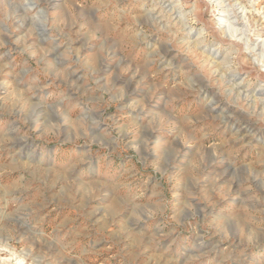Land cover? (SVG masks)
Listing matches in <instances>:
<instances>
[{
    "label": "rangeland",
    "instance_id": "374dc122",
    "mask_svg": "<svg viewBox=\"0 0 264 264\" xmlns=\"http://www.w3.org/2000/svg\"><path fill=\"white\" fill-rule=\"evenodd\" d=\"M0 264H264V0H0Z\"/></svg>",
    "mask_w": 264,
    "mask_h": 264
}]
</instances>
